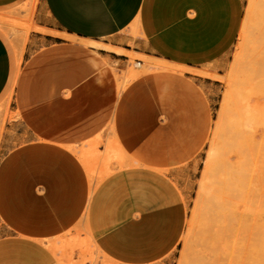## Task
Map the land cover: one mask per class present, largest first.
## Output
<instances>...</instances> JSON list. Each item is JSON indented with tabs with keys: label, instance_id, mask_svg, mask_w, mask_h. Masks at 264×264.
<instances>
[{
	"label": "crops",
	"instance_id": "crops-1",
	"mask_svg": "<svg viewBox=\"0 0 264 264\" xmlns=\"http://www.w3.org/2000/svg\"><path fill=\"white\" fill-rule=\"evenodd\" d=\"M245 2L38 0L20 67L0 35V95L19 67L0 140V264H74V237L89 264H157L175 249ZM131 54L154 66L119 89ZM99 135L111 141L97 180Z\"/></svg>",
	"mask_w": 264,
	"mask_h": 264
},
{
	"label": "rangeland",
	"instance_id": "rangeland-1",
	"mask_svg": "<svg viewBox=\"0 0 264 264\" xmlns=\"http://www.w3.org/2000/svg\"><path fill=\"white\" fill-rule=\"evenodd\" d=\"M37 3L38 0H13L0 5V35L5 40L11 55L13 53L19 55V67L28 35L35 29L33 17ZM137 59L142 60L141 66L136 64ZM153 66L151 59L131 54L127 71L123 72L121 76H117L119 89L129 80L148 71ZM19 67L11 88L4 90L0 95V140L6 121L14 116L10 112V106ZM214 78L218 82L212 102L211 130L185 187L188 203L185 228L175 249L157 264H204L210 260L213 244L217 241V234H219L220 227L218 228V226H221L223 222L222 206L215 205L210 198L211 193L229 173L236 174L238 171L239 175L240 172L248 170L249 166L250 169L257 167L258 171L260 170V174L258 173L260 181L264 180V171H262L264 170V0H246L240 34L233 47L230 60L222 74L214 76ZM96 138L89 146H93L95 154V159L92 162L96 172L94 171L93 177L99 180L102 175V172L99 171L103 167L104 151L111 139L109 137L105 141L106 138L101 135ZM223 152H225L224 155ZM250 156L256 163L255 166L252 165ZM110 160V158L105 159L103 163L107 165ZM259 160L262 163L257 165L256 161ZM229 161L235 163H232L234 166H229ZM115 162L118 160L113 158L109 163L108 166L111 170H113ZM243 165L245 167H242ZM230 167L236 171L230 170ZM261 168L263 169L261 170ZM243 173L240 174V177L243 176ZM220 174L224 177L219 176ZM218 181L220 182L218 183ZM262 187L264 190V184ZM262 194L258 199L263 208V191ZM213 209L216 211L215 216H213ZM216 216L218 219L215 218ZM218 220L221 224L218 223ZM262 224L264 229V220ZM80 229L79 227L78 230L81 231ZM253 234L251 263L264 264V230L258 236L256 232ZM74 238H71L64 256L70 258L74 264L91 263L93 255L89 244L79 238ZM210 241L213 244L209 243ZM77 250L80 251L79 260L74 258Z\"/></svg>",
	"mask_w": 264,
	"mask_h": 264
},
{
	"label": "bare ground",
	"instance_id": "bare-ground-1",
	"mask_svg": "<svg viewBox=\"0 0 264 264\" xmlns=\"http://www.w3.org/2000/svg\"><path fill=\"white\" fill-rule=\"evenodd\" d=\"M243 143H244V141H243ZM233 149L235 152V148H233ZM224 153L225 152H223V155H224ZM235 157H237V156L235 155ZM220 159L223 162L222 158H220ZM223 159L225 160V158H223ZM258 159H256V160H258ZM245 160H246V158H245ZM252 160H253V158L251 159V161ZM226 161H228V160H226ZM237 161H239V160H237ZM256 162H257V165H260L258 163H262V162H260V160L256 161ZM232 163L230 162L229 166L235 164V163H233V164ZM241 163H242V161H241ZM251 163L254 166L256 164L253 161ZM223 165H224V163H223ZM225 165L227 166V164H225ZM236 166H237V164H236ZM242 167H245V166L243 165ZM230 168H231L230 170H232L233 167H230ZM238 168H239V166H238ZM242 169H244V168H242ZM249 169H250V166H249L248 170ZM262 169L263 168H261V170ZM245 170H246V168H245ZM248 170L243 171V172H246L245 174L243 172H240V174L243 173V176H241V177H240V174L238 175V173H237L238 171L236 172L237 175L233 172L229 173L228 176H226L222 180L220 185L216 187L215 191L213 193H211L212 196H210V198L215 203V205L218 207L222 206L223 222L221 221L222 222V224H221L220 220H218V223H220L221 226H218V228L220 227V229H219V234H217L218 235L217 241L214 244L212 243V241L209 242V243L213 244V248L211 250V256H210L211 258H210V260L204 262V264H252L251 263V260H252L251 257H252V246H253L252 240L254 238L253 233L256 232V234L258 236V234L262 230H264L263 224H262V221L264 220V215H263V212H264L263 208L264 207L263 208L261 207L262 205L259 203V199H258L260 197V195H263L262 191L264 193V190L262 187V184H264L262 182H264V180H262V182L260 181V177H259V174H260L259 171L260 170L258 171L257 167H253V169H250L249 171ZM221 171H224V170H221ZM232 171H236V169L232 170ZM262 171H264V170H262ZM219 176L224 177V175H221V174ZM220 178H222V177H220ZM219 182L220 181H218V183ZM263 200H262V202H263ZM262 204L264 206V203H262ZM213 211H214L213 216H215L216 211L214 209H213ZM219 213H221V212H219ZM219 217H221V215ZM215 218L218 219L217 216ZM214 237H216V236H214ZM254 248H255V246H254ZM254 250H256V249H254Z\"/></svg>",
	"mask_w": 264,
	"mask_h": 264
}]
</instances>
